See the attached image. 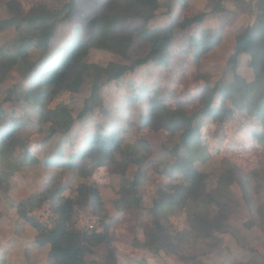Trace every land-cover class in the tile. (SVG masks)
<instances>
[{"label":"trees","instance_id":"obj_1","mask_svg":"<svg viewBox=\"0 0 264 264\" xmlns=\"http://www.w3.org/2000/svg\"><path fill=\"white\" fill-rule=\"evenodd\" d=\"M224 1L217 0L209 11L189 14L185 12V8H189V0H179L177 9L171 8L173 15L169 23L152 27L150 21L158 17L160 0H100L98 10L86 22L87 35L75 34L67 42L53 49L57 29L72 16L77 0H66L55 10L38 3L27 13L22 11L18 2L8 0L6 6L11 15L0 17V32L14 27L18 37L15 50L7 48L0 51V85L11 73L15 71L21 73L22 80L14 84V88L21 89V98L17 99L14 92L13 96L6 97L5 101H24L35 107L38 113V133L43 138L39 143V149L43 155L31 149L32 141L24 132L27 123L20 120L21 116L8 117L7 110L0 101V162L9 168L6 171L0 170V191L3 192L1 197L5 200L10 198L13 189L11 178L15 171H20L23 166L43 164L45 167H64L76 172L79 163L86 164V158L100 166L117 153L126 166L143 165L148 155L142 154L139 144L147 146L148 143L140 139L133 144L125 142L122 134L127 128L118 121L121 106L109 107V104H106L102 94L103 87L121 80L144 65L153 63L159 68L168 65L174 42L176 50L192 55L200 65L204 55L221 45L222 29L201 28L199 31H193L192 26L202 24L210 14L228 10L224 6ZM257 6V20L238 32L233 51L227 61L234 74L233 81H217L212 84L209 74L203 73L206 83L199 94L201 104L199 109L189 111L184 99L173 100L174 89H157L151 96L154 89L141 88L133 95L125 97L133 99L134 103L144 101L146 110L133 124L137 125V130L165 129L171 136L179 134V141L172 152L182 157V160L162 170L163 174L176 181L160 187L149 206L150 211L156 216L161 215L168 207L187 208L191 227L183 231H172L163 222L155 219V227L147 238L152 240L151 245L156 242L158 251L164 248L172 250L184 248L181 247L182 243L191 242V239L192 242L194 239L214 240V246L205 252L202 258L203 264H255L235 261L225 255L223 239L226 232H229L230 225L226 203L221 202L230 194L229 186L234 182L239 183L243 188L244 197L249 200V205L253 204L259 218V221L256 219L250 221L249 226H257L264 234V199L255 202L253 198L256 192L260 197H264V178L256 172L259 175L255 177L257 182L254 184L252 179L244 180L237 176L234 170H229L220 176L216 187L208 191L207 175L199 170L195 162L209 158L201 132L205 119L225 123L237 113L245 111L250 118L259 123L260 128L252 131V137L258 144L264 146V0H258ZM1 7L0 5V10ZM177 17L180 19L177 20ZM134 18H143L144 22L129 29L126 23ZM178 30L187 31L185 44L176 41ZM136 37L147 41L150 49L145 55L134 58L129 54V49ZM38 49L41 50V55L34 60L32 52ZM93 51L107 52L110 55L109 61L106 64L91 61L90 55ZM243 56L250 58L253 79H246L239 72ZM85 82L90 84V94L78 115L74 116L70 103ZM65 94L70 98L66 99ZM58 97L61 101L51 107L50 104ZM98 111L106 116V127L81 136L78 143L70 140L68 149L71 147L72 151L68 156L61 146L58 152L46 153L48 142L58 135L73 132L76 121H84ZM111 111L114 113L111 114ZM181 177L182 180L178 181L177 179ZM137 186L136 177L132 181L131 193L134 194L132 201L137 207H141L144 206V202L142 196L138 194ZM76 191L78 194L75 197H59L54 210L57 218L51 228L44 227L29 212L36 206L37 201L40 203L48 198L54 199L56 191L46 188L43 192L32 193L27 201L16 205L20 216L35 228V242L44 249L48 247L46 264H98V261L86 258L87 251L91 250L89 242L93 245L101 243L108 245L111 242L108 232H92L87 237L73 226L72 217L76 205L87 204L90 199L95 213L108 217L96 183H82ZM128 196L129 192L125 194V202L129 201ZM116 206L117 209H121L120 200ZM107 260L102 264H119L112 247H108ZM0 264L6 262L2 261Z\"/></svg>","mask_w":264,"mask_h":264},{"label":"rangeland","instance_id":"obj_2","mask_svg":"<svg viewBox=\"0 0 264 264\" xmlns=\"http://www.w3.org/2000/svg\"><path fill=\"white\" fill-rule=\"evenodd\" d=\"M7 1L0 0L2 6L0 17L2 18L11 15L6 6ZM15 1L19 3L24 13H27L29 9L38 3L55 10L66 2V0ZM216 1L189 0V8L186 7L185 12L194 14L200 11H209ZM100 3V0H77L72 16L59 25L55 39H53L52 48L56 49L75 34L83 33L86 36V22L98 10ZM160 3L161 7L157 11L158 17L150 21L152 27L168 24L171 15H173L171 8L177 9L179 0H160ZM223 3L228 10L210 14L202 24L192 26L193 31H199L201 28L222 29L223 40L221 45L204 55L200 65L192 55L176 50V42H174L168 65H163L161 68L153 63L144 65L121 80L111 82L103 87L102 94L106 104H109V107L111 105L113 107L116 105L121 106V115L118 121L127 128V131L122 134L125 137V142L133 144L139 142L140 139L148 143L147 146L139 144L142 154L146 153L148 155L143 165L140 167L136 164L126 166L125 162L121 161L119 153H117L113 157H109L106 163L100 166H96L95 161L86 158V164L84 165V162L79 163L76 172L64 167H45L43 164H39L32 167L23 166L20 171L16 170L12 176L11 179L15 181L12 185L17 188L19 200L26 199L32 193L43 192L46 188L57 192L54 199L48 198L40 203L37 201L36 206L29 212L46 228H49L51 226L49 223H54L57 218L54 210L59 197L77 196L76 188L82 183H96L98 185L108 217L95 213L90 199L87 204L76 205L72 224L83 236L87 237L92 232H108L111 242L108 245L106 243L93 245L89 242L88 245L91 246V250L86 253L87 260H96L99 262L98 264L108 261V247H112L119 264H203L202 258L205 256V252L214 246V240L200 239H194L193 242L191 239V242L186 244L183 242L180 246L184 248L179 249V247L176 250L164 248L158 251L156 250V242L151 245L152 240L147 237L155 227V219L163 222L172 231H183L191 227L190 214L187 208L168 207L162 211L161 215L156 216L153 211H150L149 206L155 199L156 191L175 180L163 174L162 170L172 166L176 161L182 160V157H178L172 152L173 147L179 141V134L171 136L169 131L165 129L147 128L137 130V125L133 124L137 121L138 116L146 110L143 105L144 101L134 103L133 99H125V97L133 95L137 89L141 88L154 89L151 96L155 94L157 89H174L173 100L184 99L187 102V109L193 111L201 107L198 98L206 83L203 73L209 74L212 84L217 81H233L234 74L227 61L233 51L238 32L246 26L254 24L257 20L258 0H225ZM180 14H182L181 11ZM178 19L180 17H177ZM143 22V18H134L128 21L126 26L133 29ZM187 35V31L178 30L176 41L179 44H185ZM17 37L18 33L14 27L2 30L0 32V51L7 48L15 50ZM149 49L150 44L147 41L136 37L129 49V54L136 58L145 55ZM40 55L41 50L39 49L32 52L34 60ZM109 58L110 55L104 51H93L90 55L91 61L100 64H106ZM249 59L247 56L242 57L239 72L246 79H253V69L249 65ZM21 80V73L17 71L11 73L9 78L0 85V101L3 102L8 117L10 115L21 116L20 120L27 123L24 132L29 135V139L32 141L31 149L42 156L39 143L43 141V138L38 133V113L35 107L24 101H5V98L13 96L14 92L17 99L21 98V89L14 88V84ZM89 94L90 84L85 82L80 91L73 96L70 103L74 116L78 115ZM65 97L66 99L70 98L68 94H65ZM59 101L61 99L58 97L50 106L54 107ZM113 111H111V114L114 113ZM106 125V116L101 111L95 112L84 121H76L73 132L67 135H58L50 142H46V153L58 152L61 146L64 147V153L68 156L72 151L71 147L68 149L70 140L78 143L81 136H86L96 129L102 130ZM203 125L202 138L207 145L209 158L203 161L196 160L195 165L207 175L208 191H212L216 187L220 176L229 170H234L236 175L241 176L244 180L252 179L254 184L257 182L255 177L259 173L264 178V146L258 144V141L252 137V131L255 128H260L259 123L254 118H250L248 113L244 111L237 113L236 116L225 123L205 119ZM44 160L45 157L43 156L42 161L44 162ZM1 169L6 171L9 168L7 169L5 165L3 166V162H0ZM136 177L138 179V194L142 196L144 202V206L141 207H137L132 201L134 194L131 193V187L132 181ZM182 178L177 180H182ZM229 191L228 197L223 198L221 202L226 203L230 225L229 232H226L223 239L224 253L235 261L264 264V234L257 226H249L250 221L259 219L256 210L253 208V204L249 205V200L244 197L243 188L239 183L234 182L231 184ZM128 192L129 201L125 202V194ZM1 194L3 192L0 191V209L5 208V205L6 207L7 205H18L16 202L5 200L1 197ZM253 198L255 202L264 199L257 192ZM118 200L122 204L120 210L116 206ZM214 203L218 206L217 202L214 201ZM47 212L49 213L48 217ZM22 220L25 221V219L20 218L16 223L19 230L22 227ZM92 223H94V228L90 226ZM4 236L6 237L5 234ZM184 254L189 256H183ZM18 260L19 257H17ZM18 263L21 264L22 261L20 260Z\"/></svg>","mask_w":264,"mask_h":264},{"label":"crops","instance_id":"obj_3","mask_svg":"<svg viewBox=\"0 0 264 264\" xmlns=\"http://www.w3.org/2000/svg\"><path fill=\"white\" fill-rule=\"evenodd\" d=\"M13 182L15 181L12 179L11 185ZM12 187L9 201L17 204L28 199L19 200L17 188ZM20 218L22 217L16 205H5V208L0 209V263L4 261L6 264H19L21 260V264H46L48 247L44 249L35 242V228L27 221L22 220L21 229L17 228L16 223Z\"/></svg>","mask_w":264,"mask_h":264},{"label":"built area","instance_id":"obj_4","mask_svg":"<svg viewBox=\"0 0 264 264\" xmlns=\"http://www.w3.org/2000/svg\"><path fill=\"white\" fill-rule=\"evenodd\" d=\"M49 216V213L47 212V217ZM94 222V221H93ZM95 222H96V219H95ZM53 224V223H52ZM52 224L51 223H49V225H51L50 227H52ZM90 226H91V228H94V223H92V224H90ZM49 227V228H50Z\"/></svg>","mask_w":264,"mask_h":264}]
</instances>
